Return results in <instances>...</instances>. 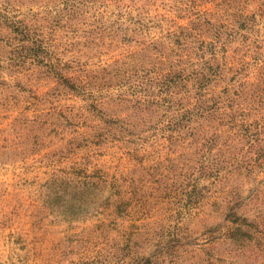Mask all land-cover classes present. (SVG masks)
I'll list each match as a JSON object with an SVG mask.
<instances>
[{
  "label": "rangeland",
  "instance_id": "374dc122",
  "mask_svg": "<svg viewBox=\"0 0 264 264\" xmlns=\"http://www.w3.org/2000/svg\"><path fill=\"white\" fill-rule=\"evenodd\" d=\"M0 264H264V0H0Z\"/></svg>",
  "mask_w": 264,
  "mask_h": 264
}]
</instances>
